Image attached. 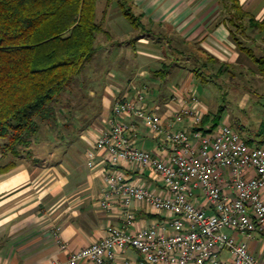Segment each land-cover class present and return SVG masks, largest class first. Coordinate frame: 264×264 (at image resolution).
I'll use <instances>...</instances> for the list:
<instances>
[{"label": "crops", "instance_id": "1", "mask_svg": "<svg viewBox=\"0 0 264 264\" xmlns=\"http://www.w3.org/2000/svg\"><path fill=\"white\" fill-rule=\"evenodd\" d=\"M239 4L255 21L263 22L264 0H239ZM129 6L133 15L138 17L139 26H134L124 15L129 26L120 18L107 22L110 6L103 21L107 31L105 35L110 40L118 38L126 41V35L134 32L133 40L137 42L123 44L126 61L121 63L116 76L106 83L99 80L95 86L96 93L90 92V107L84 106L76 111L78 119L85 120L80 122L84 130L77 140L65 143V156L60 162L40 165L27 159H18L13 168L0 174V264H68L72 252L105 237L109 226L119 227L123 224L122 207L117 197H111L108 210L104 211L100 207L104 172L110 168L108 153L105 150L96 151L93 168L88 166L86 153L92 149L97 137L109 128V121L120 118L114 113L116 103L134 100L137 92L141 91L144 92L143 103L147 110L162 118L164 129L192 130L187 116L182 122H174L173 109L183 102L181 99L174 103L173 98L193 91L192 86L197 80L191 70H184L181 61L172 63V51L164 43L167 44L173 38L183 39L197 43L221 62L243 65L247 61L246 55L231 42L233 30L221 21L217 0H131ZM238 37L254 41L256 53L263 56L264 32H240ZM159 41H163L162 46ZM155 42L160 49H157L158 46L153 47ZM161 63L170 64L171 67L160 82L149 73L160 69ZM143 84H149L147 90ZM165 88L170 93L165 94ZM245 97L241 107L246 112L250 100L248 96ZM261 102H264V95L259 101H253L254 108L251 109L254 112L250 113L255 114V117L260 115L254 123L239 118L236 126L237 134L250 147H264V104ZM125 120L134 124L131 139L137 147L162 158L168 156L169 148L163 139L164 134L155 136L136 119ZM225 121L224 124L230 125L227 118ZM8 161L0 154V163ZM115 170L123 173L131 182L154 192L163 190L160 178L149 170L128 167L124 163H120ZM224 189L232 197L230 187L225 185ZM262 198L264 200V190ZM199 203L204 209L208 208L202 198ZM131 211L135 215V225L130 228L133 231L153 222L166 221L162 215L139 203H133ZM224 232L239 241H246L250 253L264 264L263 235L255 234L246 239L243 234L229 229H224ZM138 259V253L129 248L118 253L116 261ZM219 259L229 262L228 251L222 250Z\"/></svg>", "mask_w": 264, "mask_h": 264}, {"label": "built area", "instance_id": "2", "mask_svg": "<svg viewBox=\"0 0 264 264\" xmlns=\"http://www.w3.org/2000/svg\"><path fill=\"white\" fill-rule=\"evenodd\" d=\"M137 93L134 100L116 103L114 113L120 118L109 121V128L86 153L91 168L96 151L108 153L110 168L104 172L100 207L108 210L111 197H117L123 224L109 226L105 237L72 252L68 264H263L250 253L246 241L227 235L224 229L246 239L264 236V147L248 146L229 124L212 131L201 128L207 108L194 91L173 98L174 103L183 102L173 109L174 122L187 116L190 132L164 129L162 118L144 105V92ZM126 118L136 119L155 136L164 134L168 156L162 158L137 147L131 139L134 124ZM120 163L154 173L163 190L154 192L131 182L115 170ZM225 185L232 197L226 194ZM201 198L207 209L201 207ZM133 203L157 212L166 221L130 230L135 225ZM129 248L139 259L117 262L118 253ZM222 250L228 251L229 262L219 259Z\"/></svg>", "mask_w": 264, "mask_h": 264}, {"label": "trees", "instance_id": "3", "mask_svg": "<svg viewBox=\"0 0 264 264\" xmlns=\"http://www.w3.org/2000/svg\"><path fill=\"white\" fill-rule=\"evenodd\" d=\"M98 1L0 0V154L9 160L0 163V174L13 168L18 159L39 165L60 162L65 156L64 143L78 139L65 119L61 121L59 117H65L70 107L76 111L90 107V92L96 93L98 81L91 79L90 74L79 77L97 55L98 35L107 33L103 21L109 7L116 3L122 14L139 26L138 17L129 6L131 0H104L99 20ZM217 2L221 21L233 30L231 42L246 55L245 62L249 64L221 62L197 43L183 39L167 42L172 63L181 61L197 81L219 88H225L222 84L225 76L231 82L235 75L242 76L244 69L252 75L258 71L264 89V54L256 53L254 41L238 37L240 32H264V20L255 21L239 0ZM160 65V69L149 73L159 81L165 79L171 67L167 63ZM251 65L256 67L255 71ZM233 83L236 85L237 81ZM218 117L219 112L212 116L207 111L200 127L216 129Z\"/></svg>", "mask_w": 264, "mask_h": 264}, {"label": "rangeland", "instance_id": "4", "mask_svg": "<svg viewBox=\"0 0 264 264\" xmlns=\"http://www.w3.org/2000/svg\"><path fill=\"white\" fill-rule=\"evenodd\" d=\"M104 4H105L104 0H99L97 2L96 14L98 20L102 16ZM117 18L122 19L120 21H123L124 24L129 26V23L124 18L123 14L120 11V8L116 3H114L111 5L109 9L107 22L108 21L112 22L113 20H117ZM126 37L128 39L126 41H123L118 38L117 39L112 38L111 40L107 39L105 34L98 35L97 55L95 56L93 62L86 67L84 73H82V75L79 78L83 77V75L90 74L91 79L94 80L96 79L97 81L100 80L105 83L111 80L112 78H114L119 71L121 63H124L126 61L125 60L126 57L123 52L125 46L123 44L128 43L130 45L134 42L135 43L137 42L133 40L135 39L134 32L126 35ZM176 40H177L176 38L175 39L173 38L172 41L175 42ZM159 42L162 43L163 41H159ZM162 45L163 43L160 46ZM164 45L166 46L167 44L164 43ZM156 46H158L157 49L161 48L159 44L155 42V45L153 47ZM250 67L255 71L256 67L254 65H251ZM244 71L245 73L243 72L242 76L235 75L234 80L231 81L232 83L228 80L229 77L225 76L224 80H222V84L225 86L226 89L219 88L213 84H204V83L202 84L199 82V80L197 82H194V87L192 86L191 90H193L196 93L197 97L208 107L207 109H209L212 116H215V114L219 112V117H218L219 119L216 120L217 126L224 125V123L226 122L225 120L227 118L228 121L230 122V125H233L232 127L235 128L236 131H238L236 126L239 118L242 119V121L244 122L250 121L254 123L256 121V118L260 117V115H258V117H255L254 116L255 114L250 112L251 111L254 112V110L251 109L253 107V101L255 102L259 101V98H261L264 95V89L262 87L263 84L261 83L263 82V78L258 74V71H255L257 73H254V75H252L251 72H248L246 69H244ZM237 72L238 70H236V73ZM192 80L195 81L194 77H192ZM235 81H237L238 84L236 83L235 85L233 83ZM243 86L246 87L243 88ZM147 87L146 90L148 89ZM86 91L87 90H85V92ZM168 93H170V91L165 88V94ZM245 96H248L250 100L248 106L246 108L244 107L246 109V112L241 107L242 105L241 101L244 100V98H246ZM261 103L264 104V102ZM64 106H65V102H64ZM247 113L249 116L247 115ZM60 114L61 113L58 112V115ZM64 115L65 117L63 115L59 117L60 120L62 121L65 119V123L67 125L69 124L68 128L69 130H71L72 135L78 136L80 132L84 129L80 127V122L77 121L78 116L76 114V110H73L70 107L68 110L65 111Z\"/></svg>", "mask_w": 264, "mask_h": 264}]
</instances>
